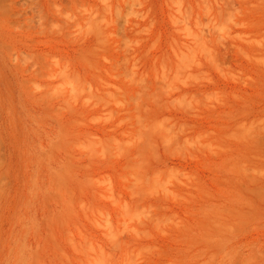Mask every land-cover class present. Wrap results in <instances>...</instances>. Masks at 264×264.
<instances>
[{"label":"rangeland","instance_id":"374dc122","mask_svg":"<svg viewBox=\"0 0 264 264\" xmlns=\"http://www.w3.org/2000/svg\"><path fill=\"white\" fill-rule=\"evenodd\" d=\"M0 264H264V0H0Z\"/></svg>","mask_w":264,"mask_h":264},{"label":"bare ground","instance_id":"6f19581e","mask_svg":"<svg viewBox=\"0 0 264 264\" xmlns=\"http://www.w3.org/2000/svg\"><path fill=\"white\" fill-rule=\"evenodd\" d=\"M100 257V256H99ZM101 260V259H100Z\"/></svg>","mask_w":264,"mask_h":264}]
</instances>
